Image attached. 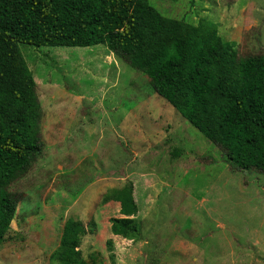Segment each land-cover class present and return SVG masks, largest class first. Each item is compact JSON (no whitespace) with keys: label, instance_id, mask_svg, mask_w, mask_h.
Listing matches in <instances>:
<instances>
[{"label":"rangeland","instance_id":"374dc122","mask_svg":"<svg viewBox=\"0 0 264 264\" xmlns=\"http://www.w3.org/2000/svg\"><path fill=\"white\" fill-rule=\"evenodd\" d=\"M150 3L170 19L206 20L241 57L264 53V0ZM20 50L37 83L45 148L9 189L20 203L0 264H60L69 219L89 228L83 257L98 254L104 264H264L263 172L235 169L105 45ZM128 184L136 240L112 234L111 219L126 216L119 202L103 203Z\"/></svg>","mask_w":264,"mask_h":264},{"label":"trees","instance_id":"16d2710c","mask_svg":"<svg viewBox=\"0 0 264 264\" xmlns=\"http://www.w3.org/2000/svg\"><path fill=\"white\" fill-rule=\"evenodd\" d=\"M20 45L88 48L105 45L148 78L166 100L241 171L264 173V53L239 56L217 27L167 18L150 0H0V245L15 220L20 195L11 186L44 152L37 83ZM178 158L180 151L170 152ZM234 170H232L233 172ZM129 185V186H128ZM112 190L126 218L111 219L114 236L140 237L133 187ZM81 221L64 226L60 264H104L83 257ZM111 249V241L107 242Z\"/></svg>","mask_w":264,"mask_h":264}]
</instances>
